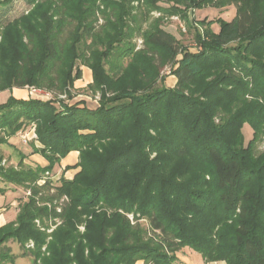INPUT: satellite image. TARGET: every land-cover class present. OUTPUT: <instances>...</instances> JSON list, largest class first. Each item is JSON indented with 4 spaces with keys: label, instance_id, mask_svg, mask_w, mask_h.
<instances>
[{
    "label": "trees",
    "instance_id": "obj_1",
    "mask_svg": "<svg viewBox=\"0 0 264 264\" xmlns=\"http://www.w3.org/2000/svg\"><path fill=\"white\" fill-rule=\"evenodd\" d=\"M25 1L27 11L0 22V90L54 96L0 102V194L30 191L0 226V264L13 262L2 251L9 240L33 264H173L184 245L207 260L264 264V150L255 152L264 140V0ZM232 4L231 20L196 18V9ZM154 9L162 16L151 18ZM172 14L194 28L195 50L162 26ZM78 59L101 92L95 108L58 98H71ZM166 65L172 86L160 75ZM31 123V153L47 165L24 162L18 149L16 166L3 163V146ZM71 151L79 160L66 167L79 170L50 193L47 175Z\"/></svg>",
    "mask_w": 264,
    "mask_h": 264
},
{
    "label": "rangeland",
    "instance_id": "obj_2",
    "mask_svg": "<svg viewBox=\"0 0 264 264\" xmlns=\"http://www.w3.org/2000/svg\"><path fill=\"white\" fill-rule=\"evenodd\" d=\"M28 8H29V5L26 3L25 0H12L10 3L5 5L0 10V22L4 23V22H7L8 20H11L12 18L16 16H20V14L27 11ZM235 14H236V8L233 4L229 5L228 7H223V8L205 7V8H201L200 10L196 9L195 11L196 18H199V19L204 18V17H206L207 19H216L220 17L221 19L228 21V20H231ZM149 16H151V18H156V17L162 16V14L160 13V11L154 9L150 11ZM100 22H102V20H100ZM162 26L166 30L173 33L174 36L177 39H179L180 42L184 46H186L190 50H195L196 41L193 38L194 28H188L187 25L183 23V21H181L177 16L173 14L172 16L163 17ZM219 27L220 25L218 21L213 22L211 25V28L214 32H218ZM135 42H136V49H137L142 45V38L139 37L138 39H136ZM82 62H83L82 59L76 60L73 74H75L77 69H80L82 72L86 69V66L82 65ZM124 62L126 63V60H124ZM168 66L169 65L163 66V69L161 70L160 75L164 76L162 81L165 85L172 86L175 78L169 73L170 67ZM90 82L92 81L86 80L84 78V75L82 74L81 77L76 78L73 81L72 85L68 88L71 98H69L67 94L59 95L58 98H61L62 100H64V102L68 104L79 102L81 105H84L88 108H95L99 104L101 92L99 91V89L93 88L92 86H90L89 85ZM12 89L6 87L0 90V102H2L4 99L6 100L8 96L12 94ZM25 89H26L25 93L28 94V96H32V97H39L41 99H45L47 97L51 99V97L54 96V94L49 91L48 92L50 94L48 96H45L43 94L37 95L33 92H30V88H25ZM35 128L36 127L34 123L27 124L23 128V131L16 133L13 137L10 138L9 141L14 144V147L3 146V152L5 154V157L9 158L7 161L4 159L3 163L12 164L14 166L17 165L19 161V156L16 153L17 152L16 149L21 150V151L23 150L25 152H31L32 142H34V140L36 141V138H37ZM251 132H252V128L249 125V123H244V125L242 126V134H243V142L245 145H247L250 139L252 138ZM21 134L23 136H21ZM37 142L38 141H36L35 144H37ZM255 150H256L255 152H260L264 150V140L256 144ZM26 160H27L26 158L23 159L24 162L28 163ZM78 160H79V156L77 157V161L75 163H77ZM44 163L45 165H47V161H44ZM56 163L54 164L53 169H51L50 173L47 175V177H50L51 182H52L50 193H53L55 191V187L59 186L61 176L65 177V175H67V176H70V178H72L74 173L79 170V168H74L75 171L73 172V170H70L72 168H67L66 166L61 169L60 165ZM31 165L35 166L39 164L34 162ZM45 178H46L45 176H42L40 179L37 180V183L42 184ZM65 178H68V177H65ZM6 191H8V194L4 197V200L0 203V226L6 223L12 222L16 219V215L19 211L20 202L26 200L27 196L30 194V191L28 189L26 190L23 187H16L13 185L9 186V188ZM63 200L65 201L68 200L65 195L60 197L59 202H61L62 204L64 203ZM60 207L61 206H58L56 210L59 211ZM127 215L130 220H134L133 213H127ZM140 221L143 225H147V220L145 218H141ZM52 222L53 220L48 219L47 223L50 226L46 228V232L50 233L53 230V228L56 226V224L60 223L61 221L59 220V218H55L54 219L55 223H52ZM35 223L41 230L45 228V226L41 224L39 219H36ZM79 229L83 231L84 224H80ZM33 246H34L33 240H29L26 243V247L32 248ZM44 248L45 247L43 246L42 249ZM2 251L12 256V259H13V262L4 261L2 262V264H33V259L30 253L26 252L20 246V244L16 241L9 240L2 247ZM175 255H176V260H174L173 264H226L225 261L222 259H209V260L205 259L200 252L196 251L195 249H193L192 246H189V245H184L182 247H179V249L175 252ZM142 263L143 262L139 260L135 264H142Z\"/></svg>",
    "mask_w": 264,
    "mask_h": 264
},
{
    "label": "crops",
    "instance_id": "obj_3",
    "mask_svg": "<svg viewBox=\"0 0 264 264\" xmlns=\"http://www.w3.org/2000/svg\"><path fill=\"white\" fill-rule=\"evenodd\" d=\"M82 74L84 75V78L86 80H91L92 81L91 70L88 67H86V69L82 72ZM21 89H19V88H13L12 89V94L14 96L18 97V98H28V94L25 93L26 89L25 88H21ZM23 153L26 154L25 158L27 159L26 161L28 163L33 164L34 162H36L37 164H39V166L40 165L41 166L45 165L44 161H46V160H45V158L42 155H40L38 153H31V152H25V151H23ZM78 154L79 153L77 151H71V152L67 153V155L64 158H61V160L58 163H56V164H59L61 169L64 168L65 166H70L72 164H75V162L77 161ZM70 170H73V172L75 171L74 168H72ZM65 177L70 178V176H67V175H65ZM7 194H8V191H6L4 194H1L0 195V203L4 200V197Z\"/></svg>",
    "mask_w": 264,
    "mask_h": 264
},
{
    "label": "built area",
    "instance_id": "obj_4",
    "mask_svg": "<svg viewBox=\"0 0 264 264\" xmlns=\"http://www.w3.org/2000/svg\"><path fill=\"white\" fill-rule=\"evenodd\" d=\"M30 88V92H33L35 94H39V95H45L48 96L50 93L48 91L43 90L42 88H37V87H29ZM21 136H23L21 134Z\"/></svg>",
    "mask_w": 264,
    "mask_h": 264
}]
</instances>
